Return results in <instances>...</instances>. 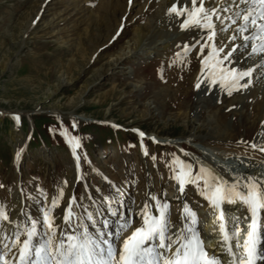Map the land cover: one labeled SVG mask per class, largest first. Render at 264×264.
Returning a JSON list of instances; mask_svg holds the SVG:
<instances>
[{"label":"rangeland","instance_id":"rangeland-1","mask_svg":"<svg viewBox=\"0 0 264 264\" xmlns=\"http://www.w3.org/2000/svg\"><path fill=\"white\" fill-rule=\"evenodd\" d=\"M158 1L0 0V207L10 220L14 194L21 196L18 221L39 222L34 239L44 238L43 212L54 196L50 215L58 226L75 197L72 232L83 233L84 225L106 239L122 221L112 211L127 214L150 202H178L167 211L172 224H185V203L197 219L214 218L195 185L178 189L177 158L193 173L205 166L229 182L250 175H230L216 154L200 150L212 142L228 150L264 146V76H251V84L244 77L239 84L247 87L211 83L201 71L190 80L201 54L184 45L206 35L196 27L145 56L130 39L153 24ZM218 125L235 140L217 138ZM232 153L246 162L240 168L255 165L252 155ZM246 207L232 204V226L247 219ZM3 247L0 235V253Z\"/></svg>","mask_w":264,"mask_h":264},{"label":"snow or ice","instance_id":"snow-or-ice-1","mask_svg":"<svg viewBox=\"0 0 264 264\" xmlns=\"http://www.w3.org/2000/svg\"><path fill=\"white\" fill-rule=\"evenodd\" d=\"M241 4L245 7L240 8L239 5H235L234 16L238 20L228 15L221 19L220 6L206 8L205 0H189L188 3L176 0L167 9L169 14L184 17L179 25L181 29L196 27L205 30L207 40L203 42L197 40L191 45L186 43L184 51L199 47V55L207 46V55L203 56L200 61V71L208 77L211 83L219 82L222 85L227 83V85L247 87V84H239V81L244 77H249L247 83L251 84L250 77L253 67L239 68L234 65L225 67V65L233 59L234 54L240 48H244L243 55L249 59L253 54H264V0H241ZM223 11L227 13L230 9L226 5ZM213 17L219 21V28ZM225 21L236 25L235 32L239 34V44L235 43L238 38L236 34L227 37L228 41L233 42L231 46L217 40L218 34L228 31L229 24ZM249 47L250 51H248ZM261 63L264 64V60ZM196 87H200L199 82ZM228 90L231 95L232 88L229 87ZM140 135L143 136V133ZM72 141H78V138L71 137L69 142ZM252 147L256 148L257 145L253 143ZM260 151L264 152V146L260 147ZM176 164L178 171L175 173V179L179 182L180 191H184L187 183L195 185L200 195L218 211L221 248L227 251L229 256L234 257L233 264H255L258 257L257 244L260 240L258 214L264 211V179L248 175L246 180L242 181L238 177L229 182L205 166H201L197 172L193 173L191 164H186L178 158ZM198 181H203L202 188ZM62 195L63 189L59 192V196ZM74 199L75 197L69 199L68 206L64 210L63 220L69 226L71 217L74 215L71 210ZM153 199L155 200L156 197ZM58 202V197L54 196L51 205L43 212L42 223L46 229L44 238L34 239L37 236L38 221L30 220V223L26 225L17 224L18 230L10 238L11 245L17 249V254H14L16 259L10 261L6 258V253H0V264H223L218 256L209 255L204 247V242L197 229L196 213L189 208L187 203L183 209L186 222L174 237L167 234L169 231L167 201L162 204L157 202L155 212L158 214L156 215L148 211L147 204L138 212L132 209H128L127 214L121 213L119 209L112 211V215L122 217V221H116L117 231L109 232L108 236L119 238L122 232L131 229L130 233L123 237L119 250H117L111 239L103 238L102 232L94 236L84 225H81L84 229L83 233L62 231L57 237L55 217L50 213ZM225 202L228 204L243 203L251 214L242 253L238 258H235L231 241L240 229L235 226L231 231L227 229L221 207ZM134 217H140L139 225L133 226ZM88 218L92 219L91 213L88 214ZM0 220L9 221V215L3 207H0ZM9 222L16 223L15 221ZM104 223L107 227V221ZM21 228L25 229L23 239H21L19 230ZM5 248L8 249L7 244ZM235 248H241L238 239Z\"/></svg>","mask_w":264,"mask_h":264},{"label":"bare ground","instance_id":"bare-ground-1","mask_svg":"<svg viewBox=\"0 0 264 264\" xmlns=\"http://www.w3.org/2000/svg\"><path fill=\"white\" fill-rule=\"evenodd\" d=\"M158 2H159L157 5L158 11L155 14L153 24L150 25L148 28H145V29L141 28L140 31L138 32V36L135 37L133 40L130 39V41L132 43H135V45H136L135 48H139L140 50H143L144 52H146L145 56H148V55H151L152 53H154V49H156V48L168 47L175 40L177 41V38H175L176 36H178V39H179L183 35L184 31H188V28L181 29L179 27V25L182 22L184 17H181L177 21H170L168 18L169 13H168L167 9L170 7L171 3L176 2V0H159ZM183 2L188 3L189 0H183ZM217 5L220 6L219 10L221 13V19H223L224 16L228 15V16H233V18L238 20V18H236L234 16V13L236 11L235 5H239L240 8L245 7L244 4H241V0H205V7L206 8L216 7ZM226 5L230 9V11H228L227 13H225L223 11V9ZM213 20H214L217 28H219L220 27L219 21L215 20V17H213ZM225 22L229 24L228 31L223 33V34H218L217 40L223 41L224 44L231 46V44L233 42L228 41L227 37L229 35L236 34L238 38L235 41V43L239 44L240 43L239 34L235 32L236 25L231 24L228 21H225ZM199 40L201 42L206 41L207 36L206 35L202 36ZM131 42H130V44H131ZM209 43H211V42H209ZM219 46H222V45H219ZM206 48H207V46H205V49ZM250 50L251 49L249 47L248 51H250ZM194 51H196V53H199L200 52L199 47H196V49ZM244 51H245L244 48H240L234 54L233 59L230 62H228V64H226L225 66L234 65V66L239 67V68L253 67V73L251 75L252 77H253V75H255L259 72H261V74L264 76V64L261 63V61L264 60V54H253L251 59H249L247 56L243 55ZM200 54H201L200 59H202L203 56L206 55L205 52L200 53ZM194 61H196V60H194ZM194 67L195 68L191 67L192 68L191 72L193 73V75L191 74V72L189 73L190 80H191V78L195 77V75L197 73L199 74L201 65L199 64L197 67L196 66H194ZM74 117H75V119H78V118H81V115L80 116L75 115ZM88 120H91V119H88ZM216 128L218 129V131L215 130V132L223 134V136H217V138L223 137L224 138V140H222L223 142H225V140H231L232 138L234 139L235 136H230V135L226 134L225 133L226 131H224L220 125L216 126ZM228 137L230 139H225ZM223 144L218 146L216 143L212 142V143H210V145L207 144V147H205L209 152L208 151L206 152L203 150H200V151L203 152L205 155H210L211 153L216 154V156L219 158L220 161H223L226 164L229 163V165L231 167L242 171V172L239 171L241 174L244 172L246 174L259 176L261 179H264L263 178L264 176H262V175H264V167H262L261 162L259 164V160H262L264 163V152L260 151V147L257 146L256 148H253L252 144H251L249 147L244 146V148L239 149V150L233 149V148H229L230 150H228V148ZM216 149H218V150L223 149L224 151H218ZM232 152L246 153L248 155H252L256 160V161H254L255 165H251V168H240V164L246 163V162H243V161H240L241 163L235 162L234 159H237V158L235 155H232L233 154ZM219 160L217 161L218 164L220 163ZM74 179H75V177L73 178V181H74ZM177 186L179 189L178 180H177ZM14 199H15V201L13 203L14 207L11 211V217H10L9 221H15L16 224L11 223L9 221H2L0 223V235L3 238L6 258L9 259L10 261H15L16 255H14V254H17V249L11 245V239L10 238H12L13 235L17 232V230H18L17 224L19 223V225H20V221H18V214H19V210H20L21 196H19L18 194L15 193ZM147 205L149 206V208H148L149 212H151L154 215L158 214L155 212V207L157 205L155 202H150ZM230 205H232V204H230ZM178 206H179L178 202L171 201L170 204L168 205V208H176ZM227 206H229V204L227 202H225L221 205V207L223 209V213L225 212L224 210L229 209ZM143 207H144V205L142 207H138L135 211L138 212ZM205 208L206 209L210 208V210L213 208V206H211L209 204L208 200L205 202ZM213 210L215 212L217 211L216 209H213ZM260 214L262 215L263 213L261 212ZM233 216H234V214H233ZM217 218H218L217 216H215L214 218L208 216L206 218L207 221L211 222L210 223L211 226H209V227H212V229H209L208 226H205V228H203L204 226H202L203 231H201L200 236L206 235L207 232L205 230H207V231L212 230V232H214L212 237H211V241L215 239L216 235H218V236L220 235L219 233L215 232V231H217V226H218V223H217L218 219ZM59 221H60L59 219H55V224L57 226V231H56L55 235L57 237L60 236L61 229L68 231V232H72V229H71L73 227L72 225L69 226L67 223H65V225H63V226L62 225L58 226ZM140 223H141V219H140V217H138L137 222L133 223V226L139 225ZM183 226H184V224H180V223L179 224L178 223L177 224L169 223V225H168L169 231L167 234L174 237L183 228ZM130 231H131V229L126 230L125 232H122L120 234L119 238H116L114 236L111 237V240H112L113 244L116 245L117 250H119V244L122 243L123 237L128 235L130 233ZM259 235H260V240H259V243L257 245V249L259 251V254L261 255L260 257L262 258V259H260L259 262H260V264H264V260H263L264 256H262V255H264V233H259ZM206 240H209V237H207ZM5 244L8 245V249H11L10 251L5 248ZM216 252L217 251H214V253H216Z\"/></svg>","mask_w":264,"mask_h":264},{"label":"water","instance_id":"water-1","mask_svg":"<svg viewBox=\"0 0 264 264\" xmlns=\"http://www.w3.org/2000/svg\"><path fill=\"white\" fill-rule=\"evenodd\" d=\"M4 113L7 114L8 112L4 110ZM15 113H24V112H15ZM59 113L63 114V112H60V111H59ZM71 115H74V114H71Z\"/></svg>","mask_w":264,"mask_h":264}]
</instances>
